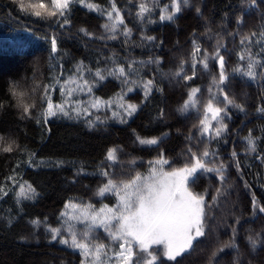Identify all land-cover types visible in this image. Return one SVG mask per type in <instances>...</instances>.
Returning <instances> with one entry per match:
<instances>
[{
	"label": "trees",
	"instance_id": "obj_1",
	"mask_svg": "<svg viewBox=\"0 0 264 264\" xmlns=\"http://www.w3.org/2000/svg\"><path fill=\"white\" fill-rule=\"evenodd\" d=\"M86 2L98 5L103 11H111V0ZM114 2L125 25L131 29L127 43L119 34L124 26L117 29L115 39H108L110 33L102 27L111 23L107 16L79 4L71 5L70 23L61 28L52 20L25 15L14 0H0V102L3 104L0 108V188L7 193H0V264H80L82 256L79 250L60 244L59 237L57 241H51V234L45 231L46 225L60 226V213L64 211L65 203L91 202L96 208L102 204L112 207L116 197L111 194L104 198L96 196L98 187L106 182L99 175L101 170L115 164V168L108 170L117 172L119 179L126 180L136 172L148 173V161L157 159L161 153L172 165L180 168L191 161L189 145L197 155L204 148L217 153L218 159L205 161L208 167L213 163L218 166L221 161L227 165L223 185L216 173H204L196 185L189 184L191 190L204 194L206 205L216 196L217 189L224 195L218 197V203L211 209L206 207L211 220L206 219L205 235L193 242L192 249L177 261H169L156 251V264H233L234 258H238L240 264H264V214L258 209L253 210V199L264 206V113L257 112L258 108H264V77L260 76L262 70L259 67L255 69V81L233 76V69L237 67L243 66L246 70L248 50L253 57L259 53L258 58L264 62L261 44L255 43L260 40L264 44V36H261L264 31V2L257 0V6H250V0H189L187 6L181 3V12L172 22H161L158 18L159 8L165 4L169 5V11L172 10V0ZM142 3L150 12L145 13L141 21L137 12L138 5ZM241 16L243 23L237 24ZM82 28L92 35L82 33ZM252 33L256 35L252 36ZM50 36L56 37L58 48L51 54L54 57L51 60L50 43L44 39ZM143 36H152L156 40L147 42ZM245 36H252L251 45L247 42L241 45L240 40ZM193 42L200 49L196 53V74L191 80L182 79L174 73L180 72L183 65L181 75L192 76ZM217 48L224 56L225 73L229 76L225 82L227 87H221L244 111L229 105L230 119H223L227 130L219 137L209 133L201 138L203 105L209 99L207 90L216 91L212 80L213 77L219 80L218 64L211 58ZM242 51L246 57L244 61L239 60ZM204 55L209 57L207 70L200 63ZM110 57L115 58L126 71L128 61L155 60L157 57L162 61L160 65L145 67L133 64V68L139 69V76L132 75L129 79L138 80L137 85L131 82L124 85L120 80L108 77L93 90L95 97L108 100L132 87L134 90L127 99L138 106L137 112L126 123L96 122L95 128H90L85 118L52 117L45 123L41 116L46 107L41 102L44 86L51 84L53 77H59L63 82L73 74L79 61H83L92 72L97 67H113ZM149 79L153 80L154 87L145 99L139 81ZM12 85L26 93V103L35 105L31 109V117H23L22 108L16 106V99L9 91ZM192 88L200 89L196 95L200 103L182 115L178 109L188 99ZM51 96L53 101H60L58 87ZM213 104L224 107L223 103L215 100ZM161 110L162 119L159 115ZM210 122L213 128L217 126L216 121ZM250 132L256 140L254 153L247 151L245 138ZM164 133L168 135L164 137ZM137 136L162 139L155 146L141 145ZM189 136L193 138L191 141L187 139ZM8 144H12V152L2 150ZM114 147L118 149V160H106V153ZM233 150L237 153L238 168L231 156ZM133 159L136 164L130 165L129 161ZM164 167L166 171L171 170L169 165ZM81 168L91 175L78 177L76 173ZM21 182L28 183L38 195L31 200L19 199L20 203H17ZM36 219L41 221L38 229L30 223ZM82 227L77 225L78 229ZM96 232L97 242L110 244L102 229ZM233 232L238 252L228 247L233 243ZM258 234L260 247L253 253L246 237L256 238ZM64 236L67 237V233ZM221 248H224L223 252Z\"/></svg>",
	"mask_w": 264,
	"mask_h": 264
},
{
	"label": "snow or ice",
	"instance_id": "obj_2",
	"mask_svg": "<svg viewBox=\"0 0 264 264\" xmlns=\"http://www.w3.org/2000/svg\"><path fill=\"white\" fill-rule=\"evenodd\" d=\"M264 2V0H262ZM18 9L25 15L34 16L41 20H52V23L59 24L61 28L70 23L69 14L71 12V5L73 3L83 5L91 11H101L98 5L85 4L84 0H35V2H27L26 0H14ZM181 3L185 6L188 5L189 0H172L171 11H169V5L165 4L159 8V20L174 21L177 13L181 12ZM250 6H257V0H250ZM150 12V9L145 4L138 5L137 17L142 21L144 14ZM199 13V9H197ZM115 13V16H113ZM107 16L110 24L106 23L102 27L110 35L108 39H115L117 29L120 26L123 27V31L119 34L125 37L124 43L129 41L131 36V29H128L125 25L124 18L121 15L119 9L116 7L114 0H111V11L103 13ZM55 18V19H53ZM62 18V19H61ZM155 22V21H151ZM243 23V16L237 19V24ZM30 31V30H28ZM82 33L87 36L92 35L88 33L86 29H80ZM232 35L231 33H229ZM256 33H252L255 36ZM252 36H245L240 40L241 45H251L253 43ZM261 36H264V31L261 32ZM50 43L49 59L54 57V54L58 51L57 39L55 36L44 37ZM100 39H104L101 37ZM142 39L147 42H154L155 37L143 36ZM192 53V76L181 75L183 72V65L181 71L174 73L176 76H180L182 79L191 80L195 77L196 68V53L200 51L198 46H195ZM257 44H261V51H264V44L260 40L255 41ZM226 50V48H225ZM257 57H253L250 50L247 53L248 63L246 70L241 67L233 69V76L247 77L253 81L257 79L256 68H261L260 76L264 77V62ZM217 64L219 69V80L217 81L213 77L212 83L216 87V91L209 88V99L204 107V117L201 120L203 127L199 130V137H206L209 133L215 137H219L223 131L227 130V125L223 124V119H230L228 113V106L231 105L234 108L244 111L243 107L239 104H235L232 99L228 97V94L224 92V85L229 80V76L225 73V59L220 55L219 48L211 57ZM245 54L242 51L239 54V60H245ZM58 59V57H56ZM209 57L204 55L200 61L204 70L208 69ZM109 60L114 65L113 67H107L100 69L97 67L95 72H92L90 68H86L83 61H79L72 75L68 76L63 82L59 77H53L51 84L45 85L43 88V94L41 96V102L46 107L43 108L41 116L45 123H47L50 117H61L68 119L85 118V122L90 128L97 126L96 122L101 124L105 123L99 116L96 117V122L87 119L92 115L91 109H95L97 112L102 107L108 109L112 108L113 99L102 100L99 97H95L93 88L97 86L99 82L104 81L108 77L120 80L122 84L127 85L131 82L133 85L138 84V80H131L130 76H139V69L133 68V64H139L141 67L155 64L160 65L162 61L160 58L147 61H128V71L122 65L116 63L115 58L110 57ZM62 68V65H60ZM159 71V68L157 69ZM88 73L93 77V81L90 83L88 79H85V73ZM63 76V72L60 73ZM161 75H166L161 73ZM139 86L143 89L145 99L151 94L154 87L152 79L147 81H139ZM59 88L61 101L54 103L51 94ZM132 87H128L126 90H122V93L116 98L120 102L117 104V108L120 111H113L112 116L118 118L121 123H126L127 118L133 116L137 112L138 106L124 102V96L129 92H133ZM163 91V89H157ZM11 95L16 99V106L22 108L23 117H31V109L35 107L34 104L29 105L25 101L26 93L18 91L15 85L9 88ZM35 91V89H34ZM200 92L199 88H192L188 94V99L178 109V111L184 115L190 110L196 108V105L200 103L196 99L197 93ZM81 95L88 97L87 100L80 99ZM76 97L75 99L73 97ZM217 103H223L224 107L214 106L213 101ZM3 107L0 102V108ZM257 112L264 113V108H258ZM223 113V116L221 114ZM210 114V119H209ZM161 119L163 118V110L159 113ZM210 121H216L217 126L213 128ZM40 121L38 120L37 123ZM164 137L168 134L164 133ZM137 141L141 145H158L162 138L144 139L139 136L136 137ZM189 141L193 138L187 137ZM247 141V151L256 152V140L251 136L245 138ZM14 143V142H13ZM4 152H12V144H8L2 149ZM117 148H111L107 153L105 159L108 161L116 162ZM188 155L191 157V161L185 166L177 168L166 159L163 153L152 161H148L149 171L146 175L136 172L128 179H119V175L115 171H109L116 167L115 164H110L105 170H101L99 175L106 179V182L102 186L98 187L96 196L98 198H104L106 194H111L116 197V203L114 206L102 204L101 207L96 208L91 202H73L68 201L65 203V210L60 213L61 221L59 227L45 226V231L51 234V241H57L59 237V243L65 245L73 250H79L82 259L80 264H156L158 259L154 254L156 251H160L169 261H177L178 257H182L193 247V242L199 237L205 235L206 219L211 220V214L206 213V207L211 209L212 206L218 203V197L224 195V193L217 189L216 196L212 198V201L206 205L205 195L195 193L189 187V184L196 185L200 177L204 173H216L219 182L223 185L225 180L224 172L227 170V165L221 161L219 165L213 163L212 167L206 165V160L215 161L218 159V155L215 152H210L207 148H204L200 155L192 150V145L188 147ZM231 156L233 162L239 167V162L235 158L237 153L232 151ZM31 162V161H29ZM130 165H135L136 160L129 161ZM165 165H169L171 170L166 171ZM200 173L197 175V173ZM76 175L88 176L91 175L81 168ZM127 175V173H123ZM191 178V179H190ZM0 193L7 195L6 192L0 188ZM38 195L35 189L30 185L27 191L24 186H20L18 193L17 203H20L19 197L24 199H34ZM264 214V206L258 205L257 201L253 199V210H257ZM11 223V220L8 221ZM35 229H38L41 225L39 219L32 220L30 222ZM236 223H239L237 220ZM77 225H83L78 229ZM97 229H102L107 234L110 244H104L97 242ZM67 233V237L64 236ZM235 232H233V243L228 247L239 251V246L235 244ZM250 250L255 253L260 247L259 234L256 238L253 236L246 237ZM154 246H162L156 247ZM221 252L224 248L220 249ZM213 255H216L215 253ZM218 264V262H217ZM233 264H240L238 258H234Z\"/></svg>",
	"mask_w": 264,
	"mask_h": 264
},
{
	"label": "rangeland",
	"instance_id": "obj_3",
	"mask_svg": "<svg viewBox=\"0 0 264 264\" xmlns=\"http://www.w3.org/2000/svg\"><path fill=\"white\" fill-rule=\"evenodd\" d=\"M84 2H85V4H89V3H87L86 2V0H84ZM81 6H83V5H81ZM84 7V6H83ZM86 8V7H85ZM88 9V8H87ZM101 11H99V12H101L102 14L103 13H105V12H107V11H103L102 9H100ZM85 79H88L89 80V82L91 83L92 81H93V77L91 76V75H89V74H86L85 73ZM98 85V84H97ZM141 88V87H140ZM95 89V87L93 88V90ZM141 90L143 91V89L141 88ZM122 93V92H121ZM121 93H118V94H116L113 98H111V99H113L115 102L113 103V105H112V108L111 109H108V108H106V107H102L101 109H100V111L99 112H97L95 109H91L90 111L92 112V115L90 116V117H88V118H91V119H93L95 122H96V117L97 116H99L100 117V119L102 120V121H105V122H107V121H112V122H115V123H121L120 121H119V119L118 118H115V117H113L112 116V112L113 111H120L118 108H117V104L120 102L119 100H117L116 98L121 94ZM130 93V92H129ZM129 93L127 94V95H125L124 96V102H126V103H130V104H135V103H133V102H131V101H129L128 99H127V96L129 95ZM74 99L76 98L75 96L73 97ZM80 99H83V100H87L88 99V97L87 96H85V95H81L80 97H79ZM60 101H61V96H60ZM59 101V102H60ZM106 101V100H105ZM54 103H59V102H55V101H53ZM136 105V104H135ZM50 118H52V117H50ZM81 118H84V117H81ZM81 118H79V119H81ZM131 118V117H130ZM130 118H127V121L130 119ZM40 164H42V165H47L45 162H39ZM147 174V173H146ZM146 174H144V175H146ZM20 186H24L25 187V189H26V191H27V188H28V186H29V184L28 183H26V182H21L20 183V185H19V188H18V190H17V197H18V193H19V191H20ZM19 199L20 200H24V198L23 197H19ZM25 200H28V199H25ZM109 206V205H108ZM101 207V206H100ZM109 207H111V206H109ZM99 208V207H98ZM65 210V209H64Z\"/></svg>",
	"mask_w": 264,
	"mask_h": 264
}]
</instances>
